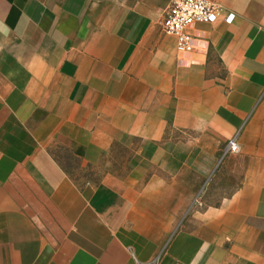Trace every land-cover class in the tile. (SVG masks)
<instances>
[{
    "label": "crops",
    "instance_id": "0c3cea01",
    "mask_svg": "<svg viewBox=\"0 0 264 264\" xmlns=\"http://www.w3.org/2000/svg\"><path fill=\"white\" fill-rule=\"evenodd\" d=\"M172 1L0 0V264H264V0Z\"/></svg>",
    "mask_w": 264,
    "mask_h": 264
},
{
    "label": "built area",
    "instance_id": "2783aa9c",
    "mask_svg": "<svg viewBox=\"0 0 264 264\" xmlns=\"http://www.w3.org/2000/svg\"><path fill=\"white\" fill-rule=\"evenodd\" d=\"M222 18L226 23L233 24L236 15L225 16L223 8L211 0H173L162 26L166 34L176 39L178 53L188 54L195 51L191 29L196 25L217 23ZM240 151L238 138H234L229 141L224 156Z\"/></svg>",
    "mask_w": 264,
    "mask_h": 264
}]
</instances>
